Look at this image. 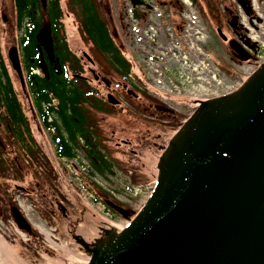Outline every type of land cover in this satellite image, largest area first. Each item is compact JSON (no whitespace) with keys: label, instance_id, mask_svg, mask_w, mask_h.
I'll return each instance as SVG.
<instances>
[{"label":"rangeland","instance_id":"rangeland-1","mask_svg":"<svg viewBox=\"0 0 264 264\" xmlns=\"http://www.w3.org/2000/svg\"><path fill=\"white\" fill-rule=\"evenodd\" d=\"M173 1L171 13L164 12L166 8H151L153 12L141 18L129 10L133 7L129 0H96V4L110 35L119 34L115 43L122 49L128 47L134 55L131 60L139 78L161 96L168 94L173 100L180 96L175 104L192 97L194 113L198 107L195 100L235 92L264 64V0H200L201 7L193 4L192 16L186 18L189 27L180 25V7ZM60 2L71 50L78 56L82 49L90 53L82 37L77 8L68 0ZM143 8L142 3L136 7L139 12ZM168 19L173 20L175 28ZM15 22L12 0H0V46L35 146L32 154H26L4 130L5 124H0V264H87L92 254L79 240L97 249L128 225L155 187L158 163L171 139L134 138L129 146L118 145L119 138H131L130 130L143 132L142 125L127 123L122 113L93 112L103 147L114 162L112 175L97 178L99 186L113 189L118 197L101 195L114 211L112 218L106 217L70 181L73 179L56 158L49 134L32 110L25 83L22 86L8 60V49L17 46L20 35ZM231 40L249 54L246 60L230 47ZM165 84L168 87H162ZM140 117L147 119L145 115ZM73 169H79L76 162ZM126 171L131 183L141 184L146 194L131 197L121 191L118 185L121 178L127 177ZM13 209L25 215L31 225L29 232L13 221Z\"/></svg>","mask_w":264,"mask_h":264},{"label":"water","instance_id":"water-1","mask_svg":"<svg viewBox=\"0 0 264 264\" xmlns=\"http://www.w3.org/2000/svg\"><path fill=\"white\" fill-rule=\"evenodd\" d=\"M39 39L50 56V33ZM229 45L248 58L237 42ZM7 57L24 86L18 48ZM158 169L124 229L97 249L79 240L92 254L87 264H264V64L235 92L201 101Z\"/></svg>","mask_w":264,"mask_h":264},{"label":"trees","instance_id":"trees-1","mask_svg":"<svg viewBox=\"0 0 264 264\" xmlns=\"http://www.w3.org/2000/svg\"><path fill=\"white\" fill-rule=\"evenodd\" d=\"M191 1L195 5L199 4V7L202 5L200 0ZM12 2L16 29L23 28V35L19 36L16 47L19 50L25 88L32 110L42 127H54L51 143L56 154L73 156L74 148L79 146L78 137H81L92 168L104 177L113 174L114 162L103 147L93 117L96 107L103 112L107 109L95 96L91 86L81 87L78 76L80 60L66 38L60 0ZM68 2L77 8L81 32L92 41L93 46L111 53L112 61L120 68L127 67L130 62L119 55L106 24L99 16L96 0ZM26 22L28 25L25 26ZM45 32L52 37L50 56L39 39ZM3 55L0 46V122L5 124L4 130L14 142L19 143L26 154H32L31 148L35 146V141ZM36 69L38 73L33 72ZM51 99L56 100V103L44 110L42 103H50ZM50 113L55 115L51 122L48 121ZM1 146L0 143V152Z\"/></svg>","mask_w":264,"mask_h":264},{"label":"flooded vegetation","instance_id":"flooded-vegetation-1","mask_svg":"<svg viewBox=\"0 0 264 264\" xmlns=\"http://www.w3.org/2000/svg\"><path fill=\"white\" fill-rule=\"evenodd\" d=\"M171 10L172 6L168 5L165 11L171 13ZM82 37L90 53L82 49L79 55L80 72L78 76L81 81V87L91 86L95 96L104 103V107L107 109L106 112H103L96 107L94 112L101 114L122 113L121 117H127V123L142 125L140 129L143 132L141 133L136 128L130 130L131 138L128 136L124 138L117 137L120 140L118 145L125 144L129 146L131 144L130 140L134 138L172 139L181 127L192 118L194 114L192 113V97L187 96L183 101L175 104V102H178L177 99L181 98L180 96L173 100L168 94L161 96L156 93L155 89L148 88L149 85L145 84L142 78H139L135 73L133 61L131 60L133 54L131 55V52L128 51L129 49L127 50L128 47L122 49L115 43V40L119 38V34L115 33L114 37L111 36L112 41L119 55H122L130 62L127 67L122 66V68L112 61L111 53L104 52L93 46L92 41L84 33H82ZM163 86L168 87V84ZM109 96H111L113 102L109 101ZM173 101L174 103L172 104ZM195 101L199 106L200 102L204 100ZM98 106L100 105L98 104ZM144 115L147 118L146 120L140 117ZM113 134L114 131H111V135ZM130 150L134 152L132 149ZM18 187L19 190H25V187ZM10 213L19 228L21 227L17 218L21 216L27 223L22 221L27 228L21 229L26 232L31 230V225L25 215L20 214L16 209H13Z\"/></svg>","mask_w":264,"mask_h":264},{"label":"built area","instance_id":"built-area-1","mask_svg":"<svg viewBox=\"0 0 264 264\" xmlns=\"http://www.w3.org/2000/svg\"><path fill=\"white\" fill-rule=\"evenodd\" d=\"M142 6H144L143 10L146 9L150 10L151 8L156 10L158 7L160 8V1L162 0H141ZM178 6L183 10L182 21L185 22L186 27H189L190 22L186 19L187 17H190L188 15L189 13H192L193 11V5L191 3V0H176ZM141 6V5H140ZM158 8V9H159ZM131 12H133V7L129 9ZM150 12H153L150 10ZM133 16V14H132ZM191 18V17H190ZM28 25V24H27ZM152 25V24H151ZM54 99H51L50 103H43V108L46 109L48 106H51L54 104ZM52 117H48V121H51ZM50 132L54 131L53 127L49 128ZM60 161L65 168V170L68 172L70 178H72V181L74 184H77L76 188L78 189V193L85 197V199L89 202H91L92 205H95V207L101 211L106 217L112 218L113 213L110 210V208L105 205L102 201L98 200L96 195L89 189V187L85 184V178H89L92 181H95L97 183V177L96 176H90L88 174L89 169V163L86 159L83 158V156L77 152L73 157L67 158V157H61ZM77 164L76 171L73 169L74 164ZM75 179V180H74ZM122 181V180H121ZM123 189V191L130 195V196H138V195H144L147 193V189L141 185H133L130 184L128 181H122L120 185H118ZM112 195L117 196L116 192L113 189L108 190Z\"/></svg>","mask_w":264,"mask_h":264},{"label":"bare ground","instance_id":"bare-ground-1","mask_svg":"<svg viewBox=\"0 0 264 264\" xmlns=\"http://www.w3.org/2000/svg\"><path fill=\"white\" fill-rule=\"evenodd\" d=\"M131 2H132V1H131ZM132 3H133V2H132ZM261 28H262V27H261ZM249 32H250V31H249ZM189 37H190V36H189ZM255 38H256V37H255ZM252 39H254V38H252ZM255 40H256V39H255ZM255 40H254V41H255ZM231 41H233V40H231ZM242 48H243V47H242ZM243 49H244V48H243Z\"/></svg>","mask_w":264,"mask_h":264},{"label":"crops","instance_id":"crops-1","mask_svg":"<svg viewBox=\"0 0 264 264\" xmlns=\"http://www.w3.org/2000/svg\"><path fill=\"white\" fill-rule=\"evenodd\" d=\"M96 173L100 174L99 172H97L96 170H94ZM101 175V174H100Z\"/></svg>","mask_w":264,"mask_h":264}]
</instances>
